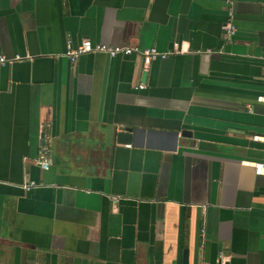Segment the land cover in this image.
<instances>
[{
  "label": "crops",
  "instance_id": "1",
  "mask_svg": "<svg viewBox=\"0 0 264 264\" xmlns=\"http://www.w3.org/2000/svg\"><path fill=\"white\" fill-rule=\"evenodd\" d=\"M232 2L227 40L225 0H0L29 57L0 73V264H264V0ZM84 40L179 53L70 63Z\"/></svg>",
  "mask_w": 264,
  "mask_h": 264
},
{
  "label": "built area",
  "instance_id": "2",
  "mask_svg": "<svg viewBox=\"0 0 264 264\" xmlns=\"http://www.w3.org/2000/svg\"><path fill=\"white\" fill-rule=\"evenodd\" d=\"M226 3V21L224 25V37L227 40H230L232 36L236 32V27L234 25V4L232 0H225ZM92 53H103L110 58H114L117 56H137L139 57L145 66L149 65L151 62L155 60H164L170 55H174L179 53L177 47H175L170 52H160L156 48H149V49H139L137 47L130 48L124 46H109V45H102L98 43H92L89 40L82 41L78 46L73 47L71 42L67 44L65 57L70 61V63L74 64L77 59L85 54H92ZM29 57H21L20 55H15L11 59L6 58L4 55H0V73L1 69L5 67L7 64L15 63V62H22L28 60ZM142 89V86L138 87ZM256 101L258 103H264V96L257 97ZM254 142H263L264 143V136L254 135L252 137ZM37 165L42 170H48L52 165L51 159V151L48 146L43 145L39 149ZM252 168L254 169V173L256 176L264 175V163L263 162H254L251 163ZM37 187V184L33 181L28 183H24L22 185V189L24 191H29L33 188ZM221 264V262H218Z\"/></svg>",
  "mask_w": 264,
  "mask_h": 264
},
{
  "label": "water",
  "instance_id": "3",
  "mask_svg": "<svg viewBox=\"0 0 264 264\" xmlns=\"http://www.w3.org/2000/svg\"><path fill=\"white\" fill-rule=\"evenodd\" d=\"M188 134L187 133H183L181 135L184 137V136H187ZM188 136H190V135H188ZM131 137H132L131 131H129V130L117 134V140L119 142L127 143V142H129V140H131L130 139ZM183 264H186L185 255H184V262H183Z\"/></svg>",
  "mask_w": 264,
  "mask_h": 264
}]
</instances>
